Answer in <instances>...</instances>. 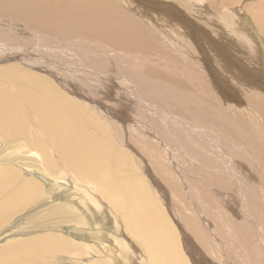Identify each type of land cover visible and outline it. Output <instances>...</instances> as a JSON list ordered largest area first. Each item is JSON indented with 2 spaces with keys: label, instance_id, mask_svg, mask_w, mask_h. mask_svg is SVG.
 I'll return each mask as SVG.
<instances>
[{
  "label": "bare ground",
  "instance_id": "6f19581e",
  "mask_svg": "<svg viewBox=\"0 0 264 264\" xmlns=\"http://www.w3.org/2000/svg\"><path fill=\"white\" fill-rule=\"evenodd\" d=\"M18 1L29 3L31 0ZM65 1L69 7L63 14L53 11L54 16H48V20L50 17L53 21L50 32L35 25L34 18L31 26L24 28V22L17 24L12 16L3 17L2 25L7 28L9 37L27 32L45 51L40 56L44 57L42 65H37L39 60L29 63L25 58H9L8 54H15L10 52V47H17L16 39H10L11 45L0 43L7 50L0 47V143H3L0 148V229L10 224L5 233L23 234L29 226L38 230L46 222L48 227H53L48 224L57 227L55 223L84 224L86 226L80 230L83 231L90 225V221L86 222L89 214L96 211L104 216L108 225L106 233L102 234L107 236V241L97 245L77 242L66 237L64 229L45 227L46 233L23 241L10 239L18 241H9L0 247V264H46L62 252L75 254L62 257L64 262L72 260L78 264H264V101L261 99L264 94L259 93L264 90V82L258 69L249 61L243 62L244 54H224L213 38L223 25L249 29L252 24L242 7L261 12L264 0L255 5L250 4L252 0H242L248 2L238 7L242 11L240 15L238 8L228 14L222 10L216 14L222 0H208L209 4L204 6L197 0H166L184 9L180 18L167 12L165 2L118 0L131 8H136L133 2L142 4L147 11L139 8L138 12L149 17L138 13L135 20L131 17L133 22L124 29L136 27V32L121 36L125 44L119 46L111 44L112 41L101 42V37L93 31L94 21L102 24L107 14L94 8L101 0L84 2L94 6L91 15L89 8L76 11L75 2ZM102 4L106 5L104 1ZM231 5L228 3L227 7ZM82 6L85 7L83 3ZM240 16L246 19L243 26L238 23ZM252 17L260 23L259 14L254 12ZM74 19L89 22L94 36L75 30L78 27L60 26L62 21L71 23ZM146 19L150 25L145 24ZM194 20L209 27V31L212 29V33ZM16 25H21V29L16 31ZM108 25L112 26L113 22ZM142 25L155 32L152 39L142 31ZM262 25L264 27L263 22ZM252 30L261 41L259 31ZM73 34H77L76 41ZM169 34L172 35L170 40L174 37L183 49L185 43L190 46L192 43L195 56L198 52L194 49H200V58L192 59L193 54H190L192 57L187 59L192 61L183 63V59L166 57L168 60L164 62L158 56L142 55L146 40L155 41L160 36L165 42ZM5 35L1 32L0 40H4ZM63 40L69 41L70 47L78 48L77 51L67 48L65 55L68 52L70 59L60 63L58 56L62 48L59 46ZM151 48H155V44ZM15 51L21 52L20 49ZM27 51L23 53L26 57L29 56ZM259 52L264 58L263 51ZM195 59L204 61L203 74ZM215 60L229 68L234 86L220 83L226 82L224 70L214 68ZM132 61L146 62L155 70L157 67L164 70V67L170 79L157 76L151 72L153 69L134 74L139 77L138 89L148 88V91L129 88L128 96L121 98L112 91L116 97L111 95L107 100L102 98L109 93L102 94V90L90 83L87 85L94 78L92 74L96 75L89 67L93 62L119 77L121 72L128 73L127 64L132 65ZM195 74L202 80L197 81ZM32 75L37 77L29 79L28 87L23 88ZM125 79L128 81L127 77ZM183 79L184 83H178ZM186 82L193 91L185 90ZM68 87L71 92H67ZM223 87L234 94L239 92L236 107L233 103L236 100L230 98L231 92ZM250 90L256 94H249ZM194 91L210 95L212 107L204 110L187 107L189 100L203 104ZM111 102L116 106L127 104L129 116L121 117L109 107ZM218 118L226 124L225 128L217 125ZM119 132L124 134L125 140ZM185 135L189 143H179V138ZM250 164L256 166L255 169L252 170ZM121 169L126 171L120 173ZM102 171L106 172L105 176L101 175ZM40 177L59 185L49 189L48 184L41 183ZM62 187H68L69 191H62ZM106 215L110 216L109 221ZM103 231L104 227L100 229ZM202 236L205 247L198 242ZM84 246L88 250L85 257L81 256ZM182 249L187 252L184 257ZM197 252L201 255L196 259L193 254Z\"/></svg>",
  "mask_w": 264,
  "mask_h": 264
},
{
  "label": "rangeland",
  "instance_id": "374dc122",
  "mask_svg": "<svg viewBox=\"0 0 264 264\" xmlns=\"http://www.w3.org/2000/svg\"><path fill=\"white\" fill-rule=\"evenodd\" d=\"M17 1L18 0H0V33L2 32L4 35L6 34L5 35V39L4 40H0V43H5V44H10L11 45V40L10 39H14V40L16 39L15 42H16L17 47L16 48L15 47L13 48V46H11L12 48L10 47V52H15V54H17V56L15 54H8V56L10 55L9 58L16 57V58H19L21 60L23 58H25V59H27L26 62L27 61H30L29 63H31L33 61L39 60V63H37V65H42V62L41 61H42V59L44 57H40V56L43 55L42 52H44L45 49H41L42 47L40 46V44L37 43V41L35 40V38L32 35H28L27 32H25L22 36L9 37L8 34L5 31V29H7V28L5 27V25H2L3 24V21H4L3 20V17L7 19V17L9 18V16H12L13 17V20L12 21L16 22L17 24H19V22H21V21L24 22V24H25L24 28H26V25L31 26V22H32L31 20H33V18H34L35 21H36L35 25H38L40 27L43 26V28H45V30H44L45 32H50L52 30L51 25L53 24V21L50 19V17H49V20H48V16L49 15H53L54 16L53 11H57L60 14H63L64 11L66 9H68L69 3L66 2L65 0H54V1L52 0V2H50L49 0H43V1L31 0V1H29V3H25V2H21V1H18L17 2ZM103 1L105 2L106 5L109 4L108 7L106 5H103L102 4ZM144 1L145 2H150V1H153L154 2L155 0H144ZM156 1H161V2L167 3L169 9H166V10H167V12L169 14H173V17H179L180 18L181 16H183V13L181 11L184 12V9L182 7H180V6L179 7L178 6H174V5L170 4L166 0H156ZM197 1L199 3H201L203 6L209 4V1L208 0H197ZM222 1H221V4L218 5L219 8H220L219 11L218 10L215 11L216 14H220L221 13V10H222V13L225 12V13L228 14L231 9L238 8L240 6L242 7V5H246L247 2H248V1L243 2L244 0L243 1L242 0H239V2H236V3H233L231 1H226V0H222ZM252 1L250 2V4L252 3L254 5L255 4H258L260 2H263V0H258L259 2L256 1V0H252ZM72 2H75L76 11L79 8L80 9L89 8V15L92 14V11L94 10V8H96L98 10H101L100 12H106L107 14L104 16V19H103V23L102 24L99 23V22H97V21H94L93 31L96 32L101 37V42H105V41H110L111 42L112 41L111 44L118 45V46L120 44H125V40H123L121 38V36H125L126 37L127 35L136 32V29H137L136 27L134 29H124V26L126 24H130V23L133 22V21H130V18L131 17L135 20V16H137L138 14H142V13L138 12L139 11V8L140 9H143L141 7L142 4L136 5V3L133 2V5H135V7L137 8V10H136V8H134V7L131 8V5L130 6L123 5L122 4L123 2L121 3V1H119V3H118V0H110V1L109 0H101V1L98 2L99 4L98 3L94 4L95 7L93 5H89V4L86 5V3H84V2H87L88 3L87 0H72ZM89 2L93 3V0H90ZM82 3L84 4L85 7L82 6ZM228 3H229V5L232 4L234 7L231 5L230 8H228L227 7L228 6ZM19 5H21V6L18 8ZM86 6H89V7H86ZM90 6H91V8H90ZM209 7H211V6H209ZM242 8H243V11L245 12L248 20L252 24V26L249 25V29H251V30L246 29V28H237V29H235V27L228 26V25L227 26H224L223 23L221 21H219V23H221L223 25V28L219 32H217L216 34H214L213 38L215 40V43L219 46L221 52H223L224 54H228V53H231L233 55L235 53H239V54L242 53V54H244V55H242L243 56V62L247 64V61H249L254 68L258 69V72L259 73L258 72L257 73L259 74L260 79H262V81L264 82V75L261 74L262 71L264 72V58L261 57V54L259 52V51H263V53H264V50H263L264 49V34H263L264 33V31H263L264 30V27L262 25V22L264 24V7H262L261 12H258V11L256 12V10L252 11L251 9L249 10L248 8H244V7H242ZM116 9L118 11L120 10V12H118ZM238 9H239L238 10V14L240 15V12H242V11L240 10V8H238ZM143 10L147 11L146 8H144ZM16 11H19V12H16ZM175 11H177V12H175ZM178 11H180V12H178ZM254 12L257 13V14H259L260 23L257 22V18L252 17ZM142 15H144V16L146 15L145 17L146 18H149L147 14H142ZM149 16L152 17L151 15H149ZM202 18L203 19H207L204 16H202ZM82 19H84V18H82ZM74 20H72L71 23H70V21L69 22L68 21H62L60 23V26H62L63 28H67V29H75L76 27H78L75 30H80L81 29V31L83 33H86V34L89 33V36H91V35L94 36L93 35V32H92V28H91L92 26H91V24L89 22L83 20V23H82V22H79L80 20H78V21H77V19H74ZM245 20L246 19H245L244 16H240L239 19H238L239 26H243L244 23H245ZM145 21H146L145 22L146 25H150V24H148V19H146ZM213 21H215V20H213ZM109 22H113V25L112 26H109L108 25ZM194 22L195 23H198L199 26H202L203 25V24L200 25V23L198 21H196V20H194ZM68 23H70L69 27L72 25V23L74 24V26H72V27L69 28V27H67L68 26L67 25ZM257 23H258L259 26L257 25ZM47 25H48V28H46ZM152 25L155 26V24H152ZM16 26H17L16 31L20 30L21 27H22L21 25H19V26L16 25ZM203 27L207 30L208 33H212L211 32L212 29H211V31H209L208 30V29H210L209 27H206V25H203ZM141 28H142V31L145 34L149 35L151 37V39L153 38V35L155 33L154 31L148 30L143 25L141 26ZM33 29L35 30V29H37V27H35ZM185 29H188V28L185 27ZM252 29H254L256 32L259 31V36L261 37V41H258L257 40V35H256V33ZM76 35L77 34H73V39L75 41H76ZM89 36H88V39H89ZM171 36L169 34L167 36V39L165 40V42L163 41L164 39L161 38L160 36H158L157 37V40H155V41L150 40V39L149 40H146L145 41L146 43L144 44V47L145 48H141L142 55H144L145 57H147V55L144 54V53H146V54H149V55L151 54L153 57L158 56V57H160L161 61H164V62L166 60H168L166 57H168L169 59H171V58L178 59L179 61H180V59H183L182 60L183 63H189V62L192 61L193 58H196V59L197 58H200V56L198 54V53H201L202 52L200 49H194L196 52H198L196 54V56H195V53L193 52L192 47H191V46H193L192 43H191V46L188 43L187 44L185 43V45H186L187 48L185 47L183 49V48H181L180 46L177 45V41L174 40V37H173L172 40H170ZM115 38L117 39V41L115 40ZM23 41H25V43H23ZM30 41H33L35 44L33 42L30 43ZM92 41H95V40L93 39ZM254 42H256V45H255ZM69 43L70 42L66 40V42L64 41V43H63L65 46L63 44H62V46H59L60 48H62L61 49L62 51L60 50L61 53H59L60 55L58 56V61L60 63L62 61H67V59H70V57L67 56L68 55V52H67V55H65V53H66L65 51H67L69 48H70V50L77 51L76 49L78 47L76 49H75V47H70L69 46ZM77 44L78 45H81V43H77ZM153 44H155V48H151V45H153ZM33 45H35V46H33ZM0 47H2V46L0 45ZM32 47H33V50H32ZM37 47H39V48H37ZM176 47H177V49H176ZM2 48H4V50L7 51L5 49V47H2ZM22 48H24V49H22ZM28 48H29V50H28ZM17 49H20L21 52L20 53H16L17 51H15V50H17ZM21 49L24 50V51H25V49H26V51L28 50L27 53L29 52V56L30 57L29 56L26 57L23 54V53L26 54V51L24 52ZM128 49L130 50V48H128ZM204 51H208V50L207 49H204ZM95 52H96V50H95ZM137 52H140V51L138 50ZM167 52L170 53V54L168 55ZM128 53L130 54V52H128ZM30 54L33 55V57L35 55L36 56L33 58ZM190 54H193V57ZM90 55L93 56L92 53H90ZM132 55H133V51H132ZM190 56L192 57V59H190V61L188 62V59L187 58L190 57ZM63 58L65 60H62ZM196 59H195V62H196ZM155 61H157V59ZM10 62H7V63H10ZM26 62H25V64H27ZM128 62H130V61H128ZM158 62H160V61H158ZM141 63L144 64L145 66L142 65ZM203 63H204L203 60H201L199 62H196V65L199 66L198 69H200L202 71V74L204 73ZM2 64H4V63H2ZM134 64H135V66H134ZM127 65L126 66L129 67V68L126 67L128 69V73L126 71H124L123 73L121 72L120 74H118L119 77H120L119 78L116 74L115 75L117 77H115V75H113L111 73H108L106 69H104V68L101 67V64L100 63L93 62L89 67H90L91 71L93 73H95L96 75L92 74V76H94V78L93 77H89V78H93L92 81L91 80L89 81V78H88V81L89 82H88L87 85H89V83H90L93 87H97L99 90H102V92H103L102 94H106V93H109L110 94L109 96L107 94H106L107 96L106 95H103V96H106V97H103L102 100H107V98L112 95V91L114 93L115 92L116 93H119V94H116L118 98H121L122 96L123 97H125V96L127 97L128 96L127 93H129V91L127 89H129V88H133L135 91H139V92L148 91V88L145 89V90H139L138 89L137 82H139V80H138L139 77H135L133 75L134 74L145 73V72H147V71H149L150 69H153V68L148 67L149 64L146 63V62H138V61L136 63L132 61V65L130 63L127 64ZM214 68L216 70H219V71L220 70H224L223 77L225 78V81L226 82L221 81L220 83L222 85L224 83L226 86H234L233 81L230 80V78H229V76L231 75V73L229 72V68H225L224 65L222 64V62L220 60H215V62H214ZM163 69L164 70H161V69H159V67H157L156 70L153 69V71H151V72L156 73V75L159 76V77H165L166 76L167 78L170 79V77H169L166 69L164 67H163ZM135 70H136V72H134ZM142 70H143V72H142ZM157 70L161 71V73L157 72ZM124 73L126 75L123 76L122 74H124ZM165 74H167V75H165ZM208 74H210V73H208ZM151 75H153V74H151ZM125 76L128 78L127 79L128 81H126V79H125L126 77ZM195 76H196L197 81L202 80V77H200L198 74H195ZM36 77L37 76H35V75H32L31 77H29L26 80V82L23 84V88L28 87L27 81L29 79L32 80V78H36ZM135 78H136V80H135ZM177 79H182V78H177ZM124 80H125V83H123ZM134 80H135V83H134ZM121 81H123V82L120 83ZM182 81L184 83L185 80L184 79L183 80H180V81H178V83H182ZM234 81H235V78H234ZM92 82H94L95 85ZM126 83H127V85H125ZM189 84H190L189 82H186L185 84H183V86L185 87V90H187V91L188 90H192L193 91V89L189 86ZM201 84H202V82H201ZM209 86H212V85H209ZM187 87L189 89H187ZM223 89L226 92H228V93L231 92L230 93V95H231L230 98L232 99V101L236 100L235 102H233L234 103V107H236V104L235 103H238V101H239L238 100L239 99L238 96L240 95L239 92L236 93V94H234V92L232 90L226 89L224 87H223ZM67 92H71V88L70 87H68ZM194 92H196L198 94L199 98H202V101L201 100L200 101L203 104L197 105L196 103H193L191 100H189V103H188L187 107H189V108H192L193 107L192 109L195 108V109H200V110L207 109V107H209V106L212 107L213 102H211V98H209L210 95L208 96V95L204 94V92H202V91H199V92L194 91ZM251 93H255V92L252 91V90H250L249 94H251ZM259 93L264 94V90L263 89L259 90ZM148 94H150V93L148 92ZM116 95H114V96L112 95L111 97H116ZM194 99H196V100L198 99L197 98V95L194 96ZM261 99L264 101L263 97H261ZM112 102L111 103H108V105L111 104V106L109 105V107H111L115 112L120 113V116L121 117H127V116H129L127 114V109L125 107V106L128 107L127 104L126 105L121 104L120 105L121 107H120V106H116ZM128 103H130V102H128ZM198 106H200V107H198ZM138 108H139V110H143V108H140V107H138ZM248 110L250 111L251 109H248ZM219 121H221V122H219ZM217 125L220 126V127H223V128L226 127V124L221 119L219 120V118L217 120ZM220 127H219V129L221 130ZM173 129L174 128L172 127L171 128V131L172 132H173ZM216 132L219 135L221 133L219 130H217ZM119 135L123 136V139L125 140L124 134L122 132H119ZM182 138H185V139H183L184 141H182ZM186 138L188 139V137L186 135L185 136H181L179 138L180 139L179 140V143H182V144L183 143H186V142L189 143V141H187ZM198 141H200V140H198ZM203 142H206V139ZM1 147H3V143H0V148ZM140 151H141V154H142V150H140ZM20 156H21V153H20ZM142 156H143V154H142ZM143 158H144V156H143ZM152 159H154V158H152ZM255 159L256 158L254 157L251 160V162L253 160H255ZM144 164H146V163H144ZM255 167L256 166L250 164V168L252 170L255 169ZM123 170H125V169H121L119 172L120 173H123L122 172ZM101 175L102 176H105L106 175V172L102 171V174ZM35 177H37V176L35 175ZM40 178H41V180H40L41 183H45V185L48 184L47 186L49 187V189H50V187L58 186L59 185V183H57V184H51V183L47 182L46 179H44L42 177H40ZM159 187L160 186L158 185V188ZM246 187H249V186L246 185ZM66 188H67V190H66ZM156 188H157V186H156ZM61 190L62 191H64V190L65 191H69L68 190V187H62ZM154 194L157 195L156 193H154ZM28 206L31 207L32 204L31 203H28ZM44 207L46 208V206H44ZM187 209L188 208L185 207V210H187ZM23 211L24 210L22 209L21 212H23ZM89 212H91V211H89ZM102 217H104V216H102L100 214H96V211H93V213H90L89 214V217L86 220V222L90 221V225H88L87 227H84L85 229L83 231H80V230H81V227L86 226L84 224L83 225L82 224L79 225L77 223H64V224L55 223V224H58L57 227L54 224H48L49 226H51V225L53 226V227H48V226H46L47 223L44 222V224H46V225H43V227H40L41 229H44V230H41L40 228L38 230H34V229H32L33 227H30L29 226L26 230H24L25 233H23V234L22 233H19V232H16V231L15 232H7V233H5L4 232L5 228H8L10 226V224H8L6 227H4V228L2 227V229H0V247L5 246L9 241H12V243L18 241V240H10V239H19V240L22 239V241H23L24 239L27 240V238L33 237L34 235H36L38 233H46V232H48L47 228H52V229H55V228H59L60 229L61 228V229H64V233H65L64 235H67L66 237H68V238H74L75 241H77V242H83V243L84 242H87V243H91V244H96L97 245L98 243L106 242L107 241V236H104L102 234H105L106 233V230L108 229V225H107V223H105L106 221ZM106 218L109 221L110 216L106 215ZM168 218L170 220H172V218L170 216H168ZM97 225H99V226H97ZM172 225H173V221H172ZM45 227H47V228H45ZM102 227H104V231L103 232H100V229H102ZM2 232H4V233L2 234ZM198 242H200V245L202 247L203 246L205 247L206 244H205V241L203 239V236H202L201 239L198 240ZM104 244H106V243H104ZM179 244L180 245L182 244V241L181 240H180ZM87 252H88V250L85 247L84 248V251H82V253H81V256L83 255L85 257L87 255L86 254ZM182 252H183V257L186 256L185 255L187 253L186 250L185 249H182ZM58 254H60V253H58ZM65 255L72 256V255H75V254L62 252L61 255H58V258L55 257V258H53L51 261H49L46 264H66V263L67 264H71V263L72 264L73 263L74 264H78L77 261L72 262V260H66V262H64V260L62 259V257H65ZM193 255H194V258L197 259L198 256H200L201 254L197 252V255L196 254H193ZM88 261H89V257H88V259H86V262L85 263H88ZM229 264H232V262L229 263Z\"/></svg>",
  "mask_w": 264,
  "mask_h": 264
}]
</instances>
